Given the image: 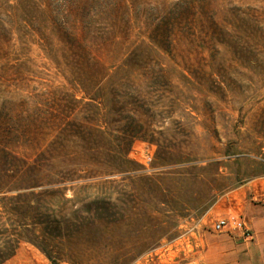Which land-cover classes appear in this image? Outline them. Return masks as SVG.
<instances>
[{
    "label": "rangeland",
    "instance_id": "rangeland-1",
    "mask_svg": "<svg viewBox=\"0 0 264 264\" xmlns=\"http://www.w3.org/2000/svg\"><path fill=\"white\" fill-rule=\"evenodd\" d=\"M263 210L264 0H0L3 264H218Z\"/></svg>",
    "mask_w": 264,
    "mask_h": 264
},
{
    "label": "crops",
    "instance_id": "crops-1",
    "mask_svg": "<svg viewBox=\"0 0 264 264\" xmlns=\"http://www.w3.org/2000/svg\"><path fill=\"white\" fill-rule=\"evenodd\" d=\"M244 220L252 233L246 236L242 231L227 227L233 235L221 236L218 264H264V214H249Z\"/></svg>",
    "mask_w": 264,
    "mask_h": 264
},
{
    "label": "trees",
    "instance_id": "trees-1",
    "mask_svg": "<svg viewBox=\"0 0 264 264\" xmlns=\"http://www.w3.org/2000/svg\"><path fill=\"white\" fill-rule=\"evenodd\" d=\"M31 210H34L35 207L30 205L29 207ZM41 227L42 230V237L44 248L38 246L44 253H46V249L49 246H57L62 240L68 241L69 239L73 238L76 233L84 226L82 223L75 224L70 219H65L64 217H60L58 215H49L45 218L44 221H39L36 223ZM22 239L17 240V244ZM33 243V241L26 239ZM34 244V243H33ZM16 253V247H2L0 248V264L11 259Z\"/></svg>",
    "mask_w": 264,
    "mask_h": 264
},
{
    "label": "built area",
    "instance_id": "built-area-1",
    "mask_svg": "<svg viewBox=\"0 0 264 264\" xmlns=\"http://www.w3.org/2000/svg\"><path fill=\"white\" fill-rule=\"evenodd\" d=\"M232 227L233 230H239V231H248V229L245 226V223L242 220H220L215 225V231L217 232H223L227 227Z\"/></svg>",
    "mask_w": 264,
    "mask_h": 264
},
{
    "label": "bare ground",
    "instance_id": "bare-ground-1",
    "mask_svg": "<svg viewBox=\"0 0 264 264\" xmlns=\"http://www.w3.org/2000/svg\"><path fill=\"white\" fill-rule=\"evenodd\" d=\"M167 263V262H166Z\"/></svg>",
    "mask_w": 264,
    "mask_h": 264
}]
</instances>
